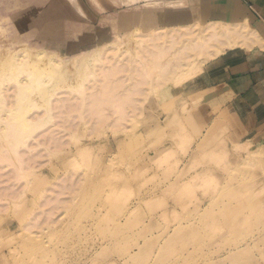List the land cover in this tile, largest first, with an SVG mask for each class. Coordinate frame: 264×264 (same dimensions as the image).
I'll return each instance as SVG.
<instances>
[{
    "label": "rangeland",
    "instance_id": "1",
    "mask_svg": "<svg viewBox=\"0 0 264 264\" xmlns=\"http://www.w3.org/2000/svg\"><path fill=\"white\" fill-rule=\"evenodd\" d=\"M179 1L0 0V69L24 47L32 57L43 51L41 64L59 57L62 78L72 83L82 59L110 42L135 64V27L145 33L190 21L188 5L197 0ZM154 11L160 24L138 18ZM173 51L162 58L171 62L158 84L139 69L114 72L121 83L134 76L119 88L106 79L119 105L104 96L109 85L86 92L98 88L97 98L110 99L95 98L97 106L63 88L53 123L20 154L3 149L0 136V264H264V148L187 90L213 56L194 54L180 66ZM132 84V99H124L132 92L123 86Z\"/></svg>",
    "mask_w": 264,
    "mask_h": 264
},
{
    "label": "bare ground",
    "instance_id": "2",
    "mask_svg": "<svg viewBox=\"0 0 264 264\" xmlns=\"http://www.w3.org/2000/svg\"><path fill=\"white\" fill-rule=\"evenodd\" d=\"M177 1H179V0H177ZM185 2H186L185 4H188V0H185ZM173 3H175V1ZM179 3H180V1H179ZM175 4H177V2ZM185 4H183V5H185ZM156 5L157 4H153V6H156ZM158 6L167 7L169 9L175 8V5L172 6L170 4H164V3H158ZM50 7H52V6H50ZM219 9L220 8H192V15L190 17L191 18L190 21H188L186 19L187 21H183L181 23L172 25L171 27H167L166 25H155L153 27V29H151L149 32H145V33H140L138 27H135V29L132 33L135 40L137 39L136 44H135L136 46H134L135 47L134 48L135 53L133 55V59H135V64L129 63V61H127L128 58L130 57V56L126 57L129 53H127V55H125L127 52V49H126V52H124V53L121 51H120V53H117V52H119L120 49H122V48H120L121 44L119 45L118 43H115V42L105 43L100 49H95L91 54H89V56L84 57V59H82L81 63H82V69L83 70L80 68L79 70H81V71H79V73H81L82 71L83 72L81 73V76L79 74V76H80L79 80L78 81L76 80V82H72V83L69 80H64L62 78L63 75H62V72H60V69H61L60 67H61V64L63 62L60 60L59 57L57 58L55 56H51V57L46 59V62L44 64H41L40 62L38 63V61H44L43 51L42 52L40 51L41 53H38V51H37V53H38L37 57H32L30 52L28 51V49H26L24 47H23V49L20 48L21 50L18 53H14L8 59H6L5 63L3 64L4 68L0 69V129H2L1 131L3 132L0 136H1L2 142L3 141L5 142L3 149H4V147L7 149L8 147L10 148V146H11L12 148H10V149H11V151L14 150L13 151V153L15 152L14 154H20L19 152L21 150V147H23V148L31 147L30 143H31L32 139L38 135L35 133H38L37 131L39 129L43 128L44 126H46L47 124L53 123V119H54V115H55V113L53 112V110H54L53 107L55 105L53 106V103L55 101L57 102V100H59L58 94L64 91L63 88H66V90H68V92H69V93L67 92L68 94H72V92H70V91L75 92V93H73L74 96H75V94L79 93V95H80L79 98H81L82 100L86 99V97L94 98L93 100H92V98H90L91 103L97 106V103L95 104V101H94L95 98H97V96L95 94L99 95L100 89L96 88L97 91H95V88H94V91H93L94 94L90 93L89 95L87 94V96H86V92L89 93L88 90L90 89V87H92V86L94 87L95 85H98V86L102 85L103 87H106L109 85L110 87L108 86V90L110 91L109 93L111 94L112 90H110V89L113 88L116 90V87H118V86H116V83L123 85L124 83H126L125 82L126 79H128L130 77L131 78L134 77V76H129V75L132 74L131 71H134L135 69L136 70L139 69L140 72H138V73H140L141 76H143V77L147 76L146 81H148V80L150 81V79H152L151 82L148 81L152 85H154L155 83L158 84L161 77L167 76L166 71H169V70L166 68V66H167V63L171 62L167 59L162 61V58L165 55L167 57L171 56L172 50H174L173 56H176V58H175L176 62L178 61L181 64L180 66H182L184 64L183 61L186 58H188L194 54L195 55L193 58L197 57V55H202V54L208 55V56L209 55L214 56L215 54L222 52L224 50L225 45H228L231 47V46L238 44V43L250 44L253 40L257 41V39H255L256 33L253 31L254 29L252 30V29H250L251 27L250 28L248 27V25L240 23V22H236L235 20L234 21H228L226 19L225 20H207V21H202L205 24L203 26V28L198 27V25L201 22H200L199 18H196V16H195V15H197L196 13H199V12L209 13V12H214V11L219 10ZM155 12L156 11H154L153 13H151L149 15L147 14V15L138 16V18L141 19L142 23H144V22L149 23L150 22V23L160 24V22H162L164 20V18L160 17L161 16L160 13L158 15V13L157 12L155 13ZM128 15H130V14H128ZM128 15H123V16H121L120 19H122L123 21L130 20V16H128ZM216 15H217V13H216ZM56 17H57V15H56ZM60 19H62V18H60ZM75 38H76V36H75ZM116 38H118V37H116ZM110 44H111V47H110ZM177 45H178V47H177ZM175 46L177 47V49H175L176 48ZM124 55L126 58L124 57ZM117 60L120 62H118ZM125 61H127L128 63ZM124 63H127V64H124ZM137 64H139V65H137ZM176 65H178V64H176ZM120 69L125 70V72H130V74H127L129 77H126V79L122 80V83L120 82V80H118V82H117L118 78H115V76H116L115 73L118 74L120 72L119 71ZM117 71H119V72H117ZM99 72H100V76H98ZM111 72L112 73L115 72L114 74H112L113 76H111V74H110ZM155 72H157V73L155 74ZM103 73H106V75L105 74L103 75ZM102 75L105 77L107 76V77L105 78ZM149 75H151V76H149ZM154 76H156L155 77L156 79L159 77L158 80H155L156 81L155 83L153 80V79H155ZM98 77L99 78L103 77L104 78L103 80L105 82H103V80L99 81L101 79H99ZM108 77H111V78L113 77V78L109 79ZM117 77H118V75H117ZM114 78L116 80H113ZM147 78H148V80H147ZM106 79L109 81L110 80L115 81V83L113 81H111L115 85H113V83L111 84V82H109V81H108L109 84L107 83L108 85H106V86L103 85V83H106ZM132 79H130V80H132ZM161 79H163V78H161ZM142 80H145V79H142ZM142 80H140V81H142ZM97 83H100V84H97ZM140 83L141 84L145 83V81L140 82ZM140 83H138V85H140ZM9 84L11 85V87H8ZM130 84H131V81H130ZM112 85L116 86V87H113ZM127 85H129V84L127 83ZM127 85L123 86V88L124 89L126 88L125 89L126 92L131 90V91H129V93L130 92H132V93L125 95L126 93L123 92L124 95L122 97L124 98V96L125 97L128 96L127 98L132 99V98H130L131 97L130 95L133 94V91H132L133 84H132V87H129L130 86L129 85L128 86L129 88L126 87ZM152 85H150V88L151 87L153 88ZM102 86H101V88H102ZM155 86H157V85H155ZM95 87H97V86H95ZM130 88H132V89H130ZM11 89L13 90L12 92H14L13 97H11L12 96L11 94H10V96L7 94V92ZM115 90H113V91H115ZM139 90H140V93L142 94V92H141L142 89H138V91ZM122 91L123 90H121V93H122ZM96 92H98L99 94ZM109 93L108 94L105 93L104 96L109 95V96H107V98H114V97H112L113 94H111V96H110ZM91 94L95 95V96H90ZM122 94H119V95H122ZM37 95H39V97H38L39 99L36 98ZM101 95L97 99L101 100V102H105L107 100V98L104 96L102 97ZM138 95H139V93H138ZM115 97L118 98V94H116ZM119 97H121V96H119ZM140 97H142V96H140ZM105 98H106V100H102ZM123 98H122V100H123ZM127 98H126V100L128 101ZM81 99H79V100L81 101ZM97 99H96V102L98 101ZM114 99H115V101H117L116 103L118 104L119 103L118 101L120 98H118L117 100H116V98H114ZM122 100H120V101L124 102ZM126 100H125V103L127 102ZM107 101H110V99ZM58 102H60V100ZM85 102H88V100ZM101 102H99V103L105 104V103H101ZM128 102H130V101H128ZM78 103H80V102H77V104ZM99 103H98V105H99ZM84 104L86 106V103H83V105ZM120 105L122 106V103H120ZM82 106H81V108H82ZM85 106H83V107H85ZM123 106H124V104H123ZM57 107H59V106L57 105ZM70 107H71V105H70ZM86 107L83 109H86ZM103 108H105V107H103ZM118 108H120V106ZM128 108H130V107H128ZM70 109H72V108H70ZM36 110L42 111L41 112L42 114L39 115L37 118H35L37 115L34 116V114L36 112L33 114V111H36ZM89 110L90 109H88V111ZM92 111H94V110H92ZM68 112H69V110H68ZM78 112H80V110ZM96 112L98 113L99 111H96ZM102 112H104V111H102ZM123 113H127V112H123ZM80 114H81V112H80ZM100 114L98 117H100ZM103 114H104V116H106V115L109 116V114H105V113H103ZM32 116H34V118ZM126 117L128 118V116H126ZM103 118L105 119L106 117H103ZM82 119H84V118H82ZM85 123H88V122H85ZM91 127H93V125ZM7 131L8 132L10 131V132L7 133ZM35 140H37V139H35ZM7 144L10 146H8ZM0 155H2V154H0ZM20 162H22V161L20 160L19 163ZM28 164L29 163H27V165ZM22 172H25V171H22ZM34 219H36V217Z\"/></svg>",
    "mask_w": 264,
    "mask_h": 264
},
{
    "label": "crops",
    "instance_id": "3",
    "mask_svg": "<svg viewBox=\"0 0 264 264\" xmlns=\"http://www.w3.org/2000/svg\"><path fill=\"white\" fill-rule=\"evenodd\" d=\"M206 1L197 0L188 8H220L196 14L201 16L199 20L246 24L254 29L257 41L226 47L209 58L201 76L191 80L187 90L211 109L228 114L238 130L251 134L264 148V0Z\"/></svg>",
    "mask_w": 264,
    "mask_h": 264
}]
</instances>
